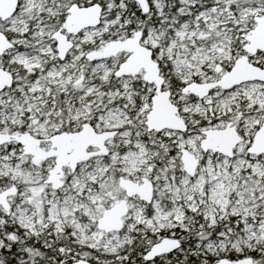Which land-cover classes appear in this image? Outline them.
Returning a JSON list of instances; mask_svg holds the SVG:
<instances>
[{
    "label": "snow or ice",
    "instance_id": "6c2138e0",
    "mask_svg": "<svg viewBox=\"0 0 264 264\" xmlns=\"http://www.w3.org/2000/svg\"><path fill=\"white\" fill-rule=\"evenodd\" d=\"M0 264H264V0H0Z\"/></svg>",
    "mask_w": 264,
    "mask_h": 264
}]
</instances>
